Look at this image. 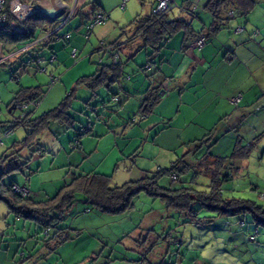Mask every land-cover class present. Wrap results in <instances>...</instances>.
<instances>
[{
    "label": "rangeland",
    "instance_id": "374dc122",
    "mask_svg": "<svg viewBox=\"0 0 264 264\" xmlns=\"http://www.w3.org/2000/svg\"><path fill=\"white\" fill-rule=\"evenodd\" d=\"M255 1L256 6L245 16L238 10L233 11V18L224 13V27L220 32L235 40L239 36L237 34H241L236 31L237 24L242 21L241 27L246 29L243 32L253 40L261 41L260 33L264 35V0ZM64 2L70 7L74 5L72 0ZM121 2L79 0L80 6L77 8H82L81 13H76L60 31V36L69 33L71 38H56L58 41L51 42L49 48L40 52L41 56L47 58L53 52L58 56V61L53 65L48 61L39 63L40 69L47 68L49 72H40L34 65L28 64L30 55L34 53L32 51L25 55L18 53L21 63L14 59L0 65L2 121L12 120L10 104L21 87L42 86L47 91L35 112L36 116L57 107L70 92L74 93L69 109L74 119L73 126L52 123L32 147L34 150L48 147V156L52 154L51 162L56 158L52 169L46 170L40 177H31L29 185L33 189L37 190L38 186L44 188V192L33 199L45 201L54 197L75 176L87 174L91 169L112 176L113 186L140 180L147 175L153 177L159 169L170 168L175 160L186 154L191 143L212 134L213 144L210 147L205 146L197 154L188 155L187 162L191 165L189 172L180 175L176 181L163 175L160 185L173 190L191 187L206 191L210 179L205 174L196 176L195 173L214 157L231 156L237 140L242 139L244 145L252 143L251 152L248 158L228 162L223 169V175L230 178L222 183V197L251 200L264 210V112H260L264 109V94H259L257 100L246 107V111L217 112L222 116L213 123V118L207 116L211 112H198L207 103L214 102L212 96H207L199 106L190 109L188 104L195 91H189L188 86L179 96V88L175 89L173 83L168 84V81L165 87L169 88V92L161 97L160 107H155L146 116L140 111L145 90L154 86L162 73L168 75L165 65L168 44L173 40V44L180 47L183 33L169 40L161 52L153 54L150 57L153 64L145 71L142 67L149 61L150 50L139 51L131 59L127 52L121 53L120 62L126 67L123 79L110 89L100 88L95 98H92V92L87 87L78 85L80 77L96 73L99 63L112 62L106 50L114 42H126L134 33L136 18L150 15L156 5V0H130L123 10ZM207 2L176 0L177 6L188 8L192 5V11L195 6L197 18L187 19L195 31H202L204 26L208 28L212 24L213 16L205 9ZM54 6L58 7L57 4ZM53 8L49 6V9ZM91 8L104 10L110 18L107 23L97 26L87 40L84 36L86 24H82V21L86 23L85 18ZM181 12V9L174 8L169 18L174 19ZM181 17L186 19L184 15ZM48 21L44 25L47 31L39 29L36 40L46 38L57 25ZM245 34L238 38H243ZM207 40H212L209 44L214 41L222 46L226 44L220 37ZM29 43L17 49L21 50ZM73 49L78 51L77 58L72 56ZM7 52L4 50V54ZM52 68H57L61 73H70L50 87L49 73ZM16 70L20 82L13 80ZM260 76H264V71ZM142 82H146V88ZM126 91L134 96L128 97ZM165 100L168 101L163 103ZM234 108L237 109V106ZM15 113L20 114L19 111ZM215 123L218 126L213 131ZM95 124L105 128V133L100 137L91 132L85 134ZM27 132L24 128L17 129L5 146L0 147V155H10L12 150L9 145L21 141ZM80 134H83L80 137L81 149L75 144ZM7 166L0 167V174L7 171ZM12 180L21 185L26 183L20 171L4 176L5 183ZM1 206L0 264H264V227L257 225L250 215L220 216L196 205L194 222L186 214L168 209L160 198L146 193L135 198L131 210L121 215H111L99 212L79 194L64 221L58 225L59 229H67L72 238L51 251L44 244L42 227L32 221L18 219L7 205ZM240 222H245V225L241 226ZM55 232L56 229L49 230L52 237ZM252 237L255 240H251Z\"/></svg>",
    "mask_w": 264,
    "mask_h": 264
},
{
    "label": "trees",
    "instance_id": "16d2710c",
    "mask_svg": "<svg viewBox=\"0 0 264 264\" xmlns=\"http://www.w3.org/2000/svg\"><path fill=\"white\" fill-rule=\"evenodd\" d=\"M21 1L24 3L30 2V0ZM255 6V0H208L205 9L212 14L213 22L208 28H204L202 31H195L189 20L181 17L182 14L195 17L196 13L191 10L192 6L188 8L179 6L181 9L183 8V10H181L182 12L179 16L174 19L169 18V13L172 10L160 14L151 13L147 16H139L134 21L135 26L133 35L126 42H115L111 45L113 47V52H109L108 56L112 58V62L110 64L99 63L96 73L81 77L78 80V85L87 87L92 92L93 97H95L100 88L105 87L110 89L111 86L119 83L124 77L123 63L120 62V59L115 62V52H118L120 55L129 49H134L135 53L142 50H150L152 54L148 55L149 61L142 67V70L145 71L150 69L153 64L150 57H152L153 54L161 52L167 42L175 35L183 33L187 39L193 37L196 40L197 37L205 34L207 38H211L223 28V12L226 10H231L232 12L238 10L245 16L251 12ZM81 10L82 8L78 9L76 13L79 15ZM94 10L100 11L98 8H94ZM47 22L49 21L46 17L33 15L24 22L19 23L22 29L20 33H14L10 24L0 26V42L19 44L29 42L36 38L39 29L41 31H47L44 27ZM82 24H84V21H82ZM50 41L51 40L48 41L47 45ZM47 45L45 47H47ZM31 65L37 67L39 63L35 62ZM21 66L22 65H20V67ZM13 79L17 82L20 81L17 70L14 71ZM49 85L53 86L50 83ZM168 89L169 88L165 86L162 88L161 86L149 88L145 93L140 109L142 114L145 116L149 113L151 114L154 107L161 100L162 91L166 90L167 92ZM46 93L47 91L43 89L42 86L29 88L21 87L16 93L10 107L16 106L15 109L17 110V106L23 102H36L38 106L27 110V115L23 119H19L15 122L10 120L1 125L5 127L9 123H16V130L24 128L28 132L20 143H15L9 148L13 151L10 155L0 156V165L8 161L10 167L7 171L0 174V201L7 205L10 212L18 219L32 221L42 227L45 234L44 244L49 250L53 251L60 246V244H64L72 238L67 229H59L58 225L64 221L66 214L69 213L70 209L73 207L76 196L79 194L83 195L87 202L94 206L99 212L105 214L121 215L126 213L133 208L135 198L141 193H146L153 198H160L168 209L184 213L194 222L197 213L195 206L197 205L202 209L214 212L220 216L250 215L257 225L264 227V210L262 207L257 206L256 203L251 200L235 198L223 199L222 197V183L228 181L230 178L228 175H223V169L228 165V162H236L248 158L251 152L252 143L244 145L242 139L237 140L236 147L231 156L214 157L202 170L195 173L196 176L205 174L210 179V184L206 191H198L191 187H180L173 190L162 187L159 182L163 175H168L170 177L171 175H175L177 178L176 180H178L180 175L189 172L191 165L187 162L188 155L197 154L205 146L210 147L213 144L212 134L191 143L193 147L191 146L186 154L175 160L170 168L166 170L159 169L153 177L147 175L140 180L131 181L121 186H113L112 176L104 173L80 174L75 176L72 182L63 186L54 197L45 201H35L27 188L18 185L13 180L9 183H5V175L13 171H22V167L25 166L26 162H22L19 159L21 151L32 149L37 139L50 129L52 123L58 122L68 126H73L74 124V119L69 114L74 96L73 91L54 109L39 116L35 115ZM15 109H12L10 112L12 117L14 116ZM91 131L92 129L89 127V129L85 131V134H89ZM82 135L83 134L78 135V141L75 142L77 147ZM38 151L42 152L43 148L38 147L34 150V152ZM13 186L26 189L28 194L23 196L19 193H15L13 191ZM240 225L244 226L245 222H240ZM51 229H56L53 237L49 234V230ZM251 240H255V238L252 237Z\"/></svg>",
    "mask_w": 264,
    "mask_h": 264
},
{
    "label": "crops",
    "instance_id": "0c3cea01",
    "mask_svg": "<svg viewBox=\"0 0 264 264\" xmlns=\"http://www.w3.org/2000/svg\"><path fill=\"white\" fill-rule=\"evenodd\" d=\"M42 1H43L42 4L46 5V7L53 6L55 4V1L54 2H51L49 0H42ZM230 11L231 10L229 11L226 10L225 12H223L222 17L224 13L227 12V15H228ZM97 12H105V11L101 9L100 11H98V10H94V8L93 9L91 8L88 16H86L87 22ZM184 16L186 17V19L197 18V14L195 17L194 16L190 17L188 14ZM237 25H238L237 27H241L243 26V22L239 21ZM81 27H82V24L80 28ZM204 28H207V27L204 26ZM245 30L246 29H244V32ZM220 31L221 29L209 39H212L214 37H220L222 40L226 41V44H224L223 46L219 45L217 41H214L212 44H209L211 43L212 40H207L206 45L202 49L199 50L194 46L195 38L192 37V38L187 39L185 35H183L182 45L180 47H178L177 44H173V40L170 41V43L168 44L169 48H167L168 52L165 55L166 62H167V64H165L166 73L168 75H164L162 73V77L159 78V81H157L154 86H149L145 90V92L143 93V99H144L145 93L149 90V88H154L157 86H161L162 88L165 86V82H167L168 80L169 81L168 84L173 83V86L175 89L179 88L180 90L179 96H181L184 93L185 89L188 86H190L189 91L191 89L195 91L194 96L190 98V101H189L190 105L188 104V107H190V109L197 107V105L199 106L201 100H204L207 96L208 97L212 96L214 98V102L211 104L207 103V106L199 109L198 112H211L207 116H211L213 118V123H214V120H216V118H219L220 116H222V115L219 116L217 112L246 111L247 109L246 107L250 106V104L253 101L257 100L256 98L259 94H264V76L263 77L260 76L261 72L264 71V35L260 33L262 35L261 41H255L252 38L248 37V35H246L242 31L241 34H237V35L242 37V35L245 34V36H243V38H238L239 37L238 36L237 39L233 40L230 35L225 34V32H220ZM177 35H180V33ZM60 39H65V38H60ZM69 39H66V40H69ZM50 40H51L50 43L56 40L58 41V39H56L55 37H52V39ZM2 43L3 42H0V44ZM50 43L47 45V48L50 47L49 46ZM3 44L5 48L4 50H7L8 52H10L11 50L17 49L18 46L25 44V43H22V44L3 43ZM43 49H46V47L41 48L38 52L30 55V57L36 60L38 57L41 56L40 52L41 51L43 52L44 51ZM99 50H102V49L100 48ZM126 52L128 53V56L130 59L133 58V56L136 54L134 52V49L126 50ZM37 53H40V54H37ZM105 53H103V55ZM52 55L56 56L57 58L53 63H49L51 65L55 64V62L58 61L57 54L53 52L51 56ZM125 68L126 67L124 66V63H123V69ZM35 69H37L40 72H43L38 68V66L37 67L35 66ZM45 70L46 71L43 73L49 72L47 68ZM69 73L70 72H68L67 74H65V72L61 73L57 68H52L51 73H49V76L51 75L56 76L60 78V81H61V79L66 77ZM142 83L146 88V84H145L146 82H142ZM168 92H169V89L165 95H167ZM126 93L128 97L134 96V94H132L129 91H126ZM238 96H241V98L239 102L236 104L233 102V99H235ZM95 97H93V94H92V98H95ZM228 97H231L230 100L228 99ZM143 99H142V103H143ZM180 99L182 100V97ZM169 100L171 99L169 98ZM167 101L168 100H165L163 103H166ZM161 102L162 100L155 107L156 108L160 107V105L162 104ZM235 106H237V109L234 108ZM179 112H182V111H178V113ZM260 112H264V109L260 110ZM5 122L6 121L0 120V127ZM217 126H218L217 123H215L212 130L214 131ZM256 131L257 130H255V132ZM91 133L99 135L100 137L101 134L105 133V128H103L102 126L97 127L95 124L92 127ZM0 137H1V131H0ZM21 141L11 143L9 145V148L13 144L20 143ZM5 144L6 142L4 143V145L0 147L5 146ZM78 147L79 149H81L82 147L81 139H80V143H78ZM48 150H49L48 147L43 148L42 152L40 151L34 152V149H30V150L26 149V150L21 151L20 153L19 159L22 162H26L25 166L22 167V171H20L24 175L26 183L24 185H21L16 181L14 182H16L18 185L22 187L27 188L30 192L31 197L33 198H38L39 194L44 192L43 191L44 188L38 186L37 190L33 189V187L29 185L31 182V177L33 175H38L39 177L42 176L46 170L52 169V167L54 166L56 162V158L53 159L54 164H53V161L51 162L52 154L48 156L47 154V152H49ZM25 151H27L28 154H24ZM3 155H6V154H2L0 156H3ZM5 165H8L6 168V170H8L10 168L8 161L1 164L0 167H3ZM95 170L96 169H91L88 171V173L98 172L97 170L96 171ZM1 205H5V204L0 201V208L2 207Z\"/></svg>",
    "mask_w": 264,
    "mask_h": 264
},
{
    "label": "built area",
    "instance_id": "2783aa9c",
    "mask_svg": "<svg viewBox=\"0 0 264 264\" xmlns=\"http://www.w3.org/2000/svg\"><path fill=\"white\" fill-rule=\"evenodd\" d=\"M51 2L55 1V4L58 5V7H55L53 9H49V7H46V5L42 4V0H30L29 3H24L21 0H0V26H4L7 24H10V27L12 28V31L14 33H20L22 32L21 27L19 26L20 22H24L25 20H27L29 17L33 16V15H42V8L43 9H47V10H55L57 11V16H56V20L53 23H57V25L51 29V33L44 39L42 40H36L33 39L32 41H30V43L28 45H25L22 47L21 50L19 49H14L11 50L10 52H7V54H4V44H1V59H0V65H6L8 62H10L11 60H16V62H20V54L18 55V53H21L22 55L28 54L31 51L36 53L38 52L41 48L45 47L48 43V41L52 38H65V39H69L71 37V35L69 33L60 36V31L62 30V28H64V26L69 23L71 21V19L74 17L76 10L80 9L77 8L79 5V0H72L74 1V5L73 7H70L69 5H66L64 0H49ZM130 0H122L121 2V9H125L127 7V4ZM35 4H39V6L41 7V9H36ZM80 6V5H79ZM174 8H179L181 9L179 6L176 5V0H156V5L154 6L152 13L154 14H160V13H165V12H169L170 10H173ZM193 9L195 10L196 8L193 7ZM183 10V8L181 9ZM194 12V11H193ZM229 15L232 17L234 16L233 12L231 11L229 13ZM109 14L105 13V12H97L93 15V17L86 23L85 28H86V33L84 34L86 39H89L91 34L93 33L94 29L97 26L103 25L105 23H107V21H109ZM10 22V23H9ZM237 32H242L244 31V28L242 27H238V29L236 30ZM207 43V37L205 35H200L199 37L196 38L195 42H194V46L197 49H202ZM113 52V47L110 46L106 52ZM72 56L77 58L78 56V51L77 50H73L72 52ZM20 57V58H19ZM56 56H51V57H45V56H40L38 57L36 60L33 59L32 57L30 58L28 64H33L35 62L40 63V62H46L48 61L49 63H53L56 60ZM19 59V60H18ZM120 59L118 52L114 53V60L115 62L118 61ZM22 64H25L22 63ZM40 69V67H39ZM46 68H42L40 69L41 71L45 72ZM59 81V78L56 76L51 75L50 76V84L54 85L56 82ZM168 82V81H167ZM168 91V90H167ZM166 94V90L162 91L161 95H165ZM241 96L236 97L235 99H233L234 103H238L240 100ZM38 106V103L36 102H23L21 103L19 106H17V110L15 109L16 106H14L13 109H15V111H19L20 114H16L14 111V116L12 117L13 122L19 120V119H23L26 115H27V110H29L30 108H36ZM16 124V123H15ZM14 123H9L7 124L5 127L1 126L0 127V131H1V137H0V146L4 145V143L10 139L14 133H15V125ZM171 178L173 181H176V176L175 175H171ZM13 191L15 193H19L23 196L28 194V191L22 187L19 186H13Z\"/></svg>",
    "mask_w": 264,
    "mask_h": 264
},
{
    "label": "water",
    "instance_id": "95a60500",
    "mask_svg": "<svg viewBox=\"0 0 264 264\" xmlns=\"http://www.w3.org/2000/svg\"><path fill=\"white\" fill-rule=\"evenodd\" d=\"M36 9H41V7L39 5H37ZM41 10H42V15H39V16L46 17L47 19H49L51 21V23H53L56 20L57 11L47 10V9H43V8ZM13 108H14V106L12 107V109ZM12 109L10 110V112L12 111Z\"/></svg>",
    "mask_w": 264,
    "mask_h": 264
},
{
    "label": "bare ground",
    "instance_id": "6f19581e",
    "mask_svg": "<svg viewBox=\"0 0 264 264\" xmlns=\"http://www.w3.org/2000/svg\"><path fill=\"white\" fill-rule=\"evenodd\" d=\"M52 7H54L55 8V6L53 5Z\"/></svg>",
    "mask_w": 264,
    "mask_h": 264
}]
</instances>
